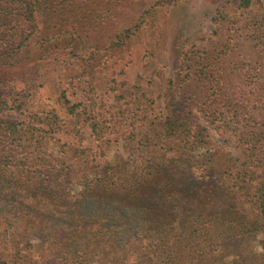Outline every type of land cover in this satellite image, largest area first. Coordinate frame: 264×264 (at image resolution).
I'll list each match as a JSON object with an SVG mask.
<instances>
[{
	"label": "rangeland",
	"instance_id": "rangeland-1",
	"mask_svg": "<svg viewBox=\"0 0 264 264\" xmlns=\"http://www.w3.org/2000/svg\"><path fill=\"white\" fill-rule=\"evenodd\" d=\"M47 4L55 11L47 31L39 28L42 31L31 34L19 51L0 59V121L46 131L49 140L33 154L39 158L36 163L59 159L72 167L76 182L69 192L70 206L58 213L43 212V204L34 200L36 193L32 200L22 201L23 193L13 194L8 173L0 171V264H61L53 259L63 252L81 255V264H110L99 254L93 241L96 231L87 224L97 221L109 228L113 223L123 225L125 219L135 221L134 215L160 202L152 187L157 186L156 193L171 190L176 185L174 174L187 173L175 163L181 158L179 145L164 139L162 127L168 118L198 127L205 145L197 154L208 163L206 178L191 182L185 180L187 174L180 177L185 188H198L196 198L174 192L169 199L196 207L205 222L220 225L230 217L253 222L254 212L228 188L231 173L245 169L238 126L242 117L229 106L238 108L237 101L254 82L253 66L244 72L240 65L251 62L258 42L242 22L264 16V0L242 13L236 9L238 0H47ZM134 26H138L135 36L91 75L85 63L31 61L46 36L74 33L84 51L102 50ZM185 57L198 70L206 57L222 64L227 78L223 92L229 103L221 115L210 117L205 112L202 104L208 93L198 81L180 85L177 76ZM243 99L241 113L249 114L244 120L261 122L264 107L253 95ZM65 101L80 107L72 115ZM94 117L102 129L99 142L91 136ZM10 144L7 140L4 147L9 149ZM114 158L142 169L139 189L123 200L116 192L113 198L114 191L102 196L104 188L92 183ZM127 233L128 227L118 231L124 238ZM262 247L264 236L258 233L227 250L241 251L248 258L262 253ZM231 260L230 255L224 258L225 263Z\"/></svg>",
	"mask_w": 264,
	"mask_h": 264
},
{
	"label": "trees",
	"instance_id": "trees-1",
	"mask_svg": "<svg viewBox=\"0 0 264 264\" xmlns=\"http://www.w3.org/2000/svg\"><path fill=\"white\" fill-rule=\"evenodd\" d=\"M255 4L257 0H238L236 9L242 13L251 10ZM51 6L47 4V0H0V59L8 58L19 51L35 31H47L46 25L50 16H55ZM49 9L52 13L48 15L46 10ZM45 18L49 19L45 21ZM242 27L250 29L258 43L251 62L245 66L240 65L241 71L245 69L244 72H248L247 66H253L254 82L251 90L245 94H237H242L243 98L253 95L255 103L264 107V16L246 17ZM137 32L138 26H134L121 32L108 47L102 50L89 48L85 51L80 38L74 33L46 36L41 40L31 61L50 59L51 62L64 66L85 63L89 68L88 75H91L98 65L109 60ZM203 61V67L198 70L194 66L196 63L191 65L189 58L185 57L177 80L180 85H185L190 80L198 81L201 89L208 93L207 102L202 106L210 117H214L221 115L220 111L229 103L228 95L223 92L227 78L225 69L221 68L222 64H213L208 57ZM243 98L237 101L238 108L229 107L233 109L234 115L239 113L240 118L242 117L238 126L241 129L239 141L245 169L231 173L228 177V188L232 195H241L243 205L254 212L253 222L243 223L233 220L232 217L223 220L220 225L212 221L205 222L196 207L169 199L170 193L174 192L183 193L191 199L196 198L198 188H185L180 177L188 175L185 180L191 182L194 179H204L207 177L208 163L201 161V155L197 154L205 145L198 127L183 120L168 118L163 122V136L179 145L181 158L175 163L177 168L186 169L187 175L181 172L174 174V188L165 192L162 190L160 194L156 193L157 186L152 187L151 190L161 200L150 205L143 213L134 215L132 218L135 221L125 219L123 225L113 223L109 226L111 230L97 221L87 224L91 231H96L93 241L99 254L110 264H264V247L261 248L262 253L251 254L248 258L241 251L232 250L229 254L227 250L233 249L239 240L246 237L255 239L258 233L264 236V113L261 122L250 117L244 120L249 114L241 113L245 110ZM64 103L72 115L80 107L68 106L66 101ZM1 105L6 107V103ZM96 118L98 117L91 119L90 129L93 140L99 142L102 129ZM151 131L154 132V129L151 128ZM46 135L47 132L39 128L0 121V171L8 173L7 179L13 187V194L23 193L22 201L32 200L33 193H36L37 198L34 200L43 204L41 211L58 213L70 206L69 200L72 197H69V192L76 182V174L71 166L59 159L49 158L42 164L36 163L35 160L39 158H35L33 154L49 140ZM5 139L11 141L9 149L4 147L7 142ZM79 153L83 154L82 151ZM141 172L142 169L134 168L131 163L114 158L112 162L105 163L92 183L96 188H104L102 196H111L110 191H114L112 197L116 196V192L123 200L124 196L139 189ZM78 181L80 180L77 183ZM122 227H128L127 238L118 235ZM88 240L86 238V243L90 242ZM228 255L232 260L225 263L224 258ZM53 260L61 264H67L69 260L73 264H81L82 257L79 254L63 252Z\"/></svg>",
	"mask_w": 264,
	"mask_h": 264
}]
</instances>
